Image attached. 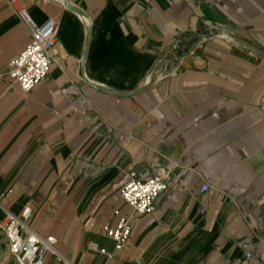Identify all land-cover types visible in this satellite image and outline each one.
<instances>
[{"label": "crops", "instance_id": "obj_1", "mask_svg": "<svg viewBox=\"0 0 264 264\" xmlns=\"http://www.w3.org/2000/svg\"><path fill=\"white\" fill-rule=\"evenodd\" d=\"M21 7L58 23L48 74L28 92L8 66L30 41ZM215 27L249 46L200 39ZM174 39L178 57L161 58ZM255 48L264 50V0H0V224L29 207L28 225L55 235L75 264H264ZM157 70L131 96L90 83L126 92ZM131 171L166 181L149 213L119 194ZM121 216L130 234L115 249L102 227ZM0 253L11 264L1 227Z\"/></svg>", "mask_w": 264, "mask_h": 264}, {"label": "built area", "instance_id": "obj_2", "mask_svg": "<svg viewBox=\"0 0 264 264\" xmlns=\"http://www.w3.org/2000/svg\"><path fill=\"white\" fill-rule=\"evenodd\" d=\"M18 14L30 34V41L17 55L8 60L9 75L17 81L23 92H28L48 74L58 23L51 17L37 23L25 7H21ZM213 37L235 42L216 27L214 31L201 35L200 39L208 40ZM180 42V39H174L161 58H177L176 47ZM150 75L149 73L146 78L148 79ZM160 76L161 74L158 77ZM165 188L166 181L162 176L153 174L147 178H139L135 171H131L121 184L119 194L123 201L131 207L133 213L146 214L153 210L156 197ZM208 189L209 185L204 183L200 191ZM29 213V207L22 209L20 215L7 211L4 221L0 224L15 263L75 264L58 248L55 235L40 233L28 225L26 218ZM102 231L113 239L115 249H121L130 234L128 217L121 216L114 225H103ZM87 248L106 254V250L99 247L93 240L87 241ZM234 264L252 263L239 260Z\"/></svg>", "mask_w": 264, "mask_h": 264}, {"label": "water", "instance_id": "obj_3", "mask_svg": "<svg viewBox=\"0 0 264 264\" xmlns=\"http://www.w3.org/2000/svg\"><path fill=\"white\" fill-rule=\"evenodd\" d=\"M64 2V1H63ZM66 6L68 8H70L71 10H74V11H77L79 12L80 14H84L82 9H80L79 7H77L76 5L72 4V3H69V2H65ZM89 26V24H88ZM216 29H218L219 31L221 32H224L226 35H228L230 38H232V40H234L235 42H239V43H242L244 44L245 46H249L248 43H246L245 41H243L242 39L234 36L233 34H231L229 31L225 30L224 28H221V27H216ZM259 55L263 56L264 57V50L262 49H254ZM161 73L159 71H156L155 73L151 74L150 77L147 79H145L144 83L142 86L136 88V89H133V90H130V91H126V92H123V91H118V90H115V89H110V88H107L103 85H100L96 82H93V81H90V83L98 88H101V89H106V90H110L111 92L113 93H116L118 95H123V96H131V95H135V94H138V93H141L142 91H144L145 89L149 88L152 83L157 80L158 76L160 75Z\"/></svg>", "mask_w": 264, "mask_h": 264}, {"label": "rangeland", "instance_id": "obj_4", "mask_svg": "<svg viewBox=\"0 0 264 264\" xmlns=\"http://www.w3.org/2000/svg\"><path fill=\"white\" fill-rule=\"evenodd\" d=\"M8 250H9V248H8ZM0 263H1V256H0ZM13 263L16 264L15 261H14V259H12V261H11V264H13Z\"/></svg>", "mask_w": 264, "mask_h": 264}]
</instances>
